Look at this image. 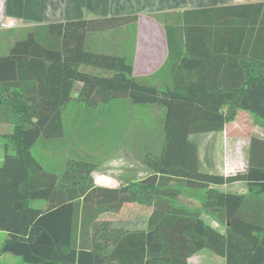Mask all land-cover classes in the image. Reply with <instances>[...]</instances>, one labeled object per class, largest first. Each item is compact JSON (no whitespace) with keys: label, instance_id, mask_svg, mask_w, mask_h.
Masks as SVG:
<instances>
[{"label":"trees","instance_id":"1","mask_svg":"<svg viewBox=\"0 0 264 264\" xmlns=\"http://www.w3.org/2000/svg\"><path fill=\"white\" fill-rule=\"evenodd\" d=\"M243 7L251 8L256 21L264 4L192 9L184 13L182 28H168L173 76L164 89L141 83L127 57L86 47L89 33L126 25L132 16L36 26L0 56V109L15 116L12 131L2 134L4 252L21 256L24 264H189L194 254L209 249L226 264H264V224L239 214L248 195L264 194V134L253 132L246 169L231 174L202 169L192 139L224 131L239 110L264 118V72L233 71L237 61L228 56L229 27ZM179 29L184 47L173 40ZM81 65L111 73L94 74ZM76 82L81 87L74 96ZM119 98L163 109L162 146L159 154L145 155L146 177L100 185L93 176L97 162L74 157L60 169L48 168L33 153L41 137H64L63 108L69 102L96 108ZM236 182L247 184L246 193L222 189ZM180 187L201 191V207L177 203ZM34 200L46 207H34ZM135 202L153 206L146 228L127 230L101 219ZM203 213L219 215L225 228L213 226Z\"/></svg>","mask_w":264,"mask_h":264},{"label":"rangeland","instance_id":"2","mask_svg":"<svg viewBox=\"0 0 264 264\" xmlns=\"http://www.w3.org/2000/svg\"><path fill=\"white\" fill-rule=\"evenodd\" d=\"M84 2H94L98 5L100 0H84ZM47 4L51 7V4L48 2ZM137 11H140V13L144 12L140 8ZM6 17L4 20L7 19ZM8 18L15 20V26L7 29L3 27L5 35H1L3 33H0V52H2L1 46H4L2 48H4L3 52L5 51V53L8 52V45L11 48L17 40L25 37L30 30L37 26L34 24L23 26L24 21L18 16H9ZM135 29V25L128 23L114 28V32L106 34V37L103 34L99 37L101 39L114 37L116 40L115 36L121 34L123 42L120 52L130 53L131 47L134 44L131 40L135 35ZM155 33L158 35L162 34L157 28ZM149 38H151L150 35L147 37L148 41ZM156 53L162 54L161 50H157ZM144 55L153 57V55L148 53ZM156 57V61L161 63L160 56L156 55ZM156 57L154 58V62ZM137 68H140V66ZM83 69L92 73L107 74L110 71L92 65H85ZM165 70L168 69L165 68ZM156 77L157 75L152 78L146 77L139 80L148 85L164 89L166 87L165 83L157 80ZM77 84L79 82H76L74 94L77 91ZM63 113L65 124L64 137L53 140L41 137L32 148L35 156L45 166L60 169L63 166L64 160L74 157L97 162L99 165L93 172V176L97 184L105 186L127 185L146 177L150 173L144 160L147 153L159 154L161 150L164 137L161 125V119H163V109L161 107L152 104H134L130 99L119 98L109 103L101 104L96 108H90L79 101L73 100L63 108ZM14 123L15 116L9 110L0 109V164L3 161L5 142L2 134L11 132ZM245 124L250 126L254 124V121H247L241 118L238 120V126L233 127L231 132H227L225 128L223 132L217 134H196L192 136V139L197 141L201 146L202 158L211 159L210 161H212L221 153L222 158L224 156L225 162L227 156H229L228 160L230 159L229 163L232 165L238 160H242V144L248 136L251 137L253 134L249 130L244 132ZM232 153H234L235 157H232ZM175 192L177 203L193 208L201 207V191L180 187ZM257 197L256 208L260 206L264 207V202L262 201L264 200V194ZM32 205L44 208L46 207V202L34 200L32 201ZM152 209L153 206L149 202L128 203L120 212H106L102 215L101 219L109 220L115 226L127 230L143 229L147 226ZM203 215L207 221L211 222L219 217V215L210 213ZM7 237V232L0 231V263L24 264L21 256L3 251ZM206 250L212 253L211 250ZM205 262L211 263L212 260L207 259Z\"/></svg>","mask_w":264,"mask_h":264},{"label":"crops","instance_id":"3","mask_svg":"<svg viewBox=\"0 0 264 264\" xmlns=\"http://www.w3.org/2000/svg\"><path fill=\"white\" fill-rule=\"evenodd\" d=\"M47 2L51 4V7L48 6ZM257 3L264 4V0H100L98 5L94 2H84V0H0V33H3L1 35H5V28L3 29L2 22L6 16V18L9 16H18L22 18V21H24L23 26H27L29 24L41 26L53 22L79 20L85 18L132 16L135 18L130 24L135 25L136 32L131 40L134 44L133 47H131L130 53L120 52V47L123 42L121 34L115 36L116 40L114 37L103 39L99 37L101 34L105 36L106 34L113 33L114 29L110 31L107 30L89 33L86 38V47L99 52L123 55L133 64L134 75L138 80L146 77L152 78L157 75V80L163 81L165 86H167L171 84L173 76L169 65L171 45L168 28L173 26L182 28L184 24V13L186 11L217 7L221 5H244ZM138 8L143 9L144 12H138ZM241 11L242 16L235 17L232 28L229 27V29H232V33L229 35L228 40H231L232 46H228V56H233L237 61V64L233 66L232 70L239 71L240 68H243L244 72H264V9L258 12L256 21L252 19V11L250 7H243ZM156 28L159 29L162 34H156ZM182 32L183 31L179 29V32L174 35L173 40L177 38L179 43L178 45H182L184 47L185 36ZM148 35L151 37L149 38V41L147 39ZM2 47L4 46H1L2 52H0V56L7 55L10 52V46L8 45L7 53H5V51L3 52L4 48ZM157 50H161L162 54L156 53ZM145 53L153 55V57H147V55H144ZM156 55L160 56V59L162 60L161 63L156 61ZM155 57L156 59L154 62ZM83 66L85 67V65H81V69H83ZM138 66H140V68H137ZM165 68L168 70H165ZM109 73H111V71L107 74ZM80 87L81 83L79 82L76 86V93H73L74 96L77 95ZM241 118L247 121H254V124L250 126L245 124L244 132L249 130L250 132L264 134V118L257 117L254 113L246 110H239L236 119L226 124L225 128L227 132H231L233 127L238 126V120ZM217 133L219 132H212L210 134ZM197 144L200 149V166L204 170L231 174L236 171L245 170L248 165L250 136H248L242 144V160H238L232 165L229 163V156H227L226 164L224 156L222 158L221 153H219V156L212 161H210L211 159L202 158L201 146L199 143ZM232 157H235L234 153H232ZM246 185L247 184L245 182H236L223 185L222 189L226 191H239L246 193ZM257 196L259 195H248L242 208L240 209L239 214L245 219L264 224V207L260 206L259 208H256L255 206L258 198ZM262 201L264 202V200ZM208 222L218 229L223 230L225 228V224L220 223L216 219H214L213 222ZM212 253L207 252L206 249H202L189 259V264H226L225 258ZM207 259L212 260V262L206 263L205 261Z\"/></svg>","mask_w":264,"mask_h":264},{"label":"built area","instance_id":"4","mask_svg":"<svg viewBox=\"0 0 264 264\" xmlns=\"http://www.w3.org/2000/svg\"><path fill=\"white\" fill-rule=\"evenodd\" d=\"M14 26H15V20L11 18H7L6 20L2 22V27L4 28H12Z\"/></svg>","mask_w":264,"mask_h":264}]
</instances>
